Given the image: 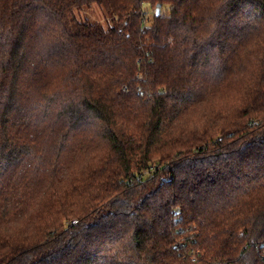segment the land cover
Returning <instances> with one entry per match:
<instances>
[{
	"label": "trees",
	"instance_id": "1",
	"mask_svg": "<svg viewBox=\"0 0 264 264\" xmlns=\"http://www.w3.org/2000/svg\"><path fill=\"white\" fill-rule=\"evenodd\" d=\"M79 131L102 147L62 175ZM263 242L264 0H0V264H264Z\"/></svg>",
	"mask_w": 264,
	"mask_h": 264
},
{
	"label": "rangeland",
	"instance_id": "2",
	"mask_svg": "<svg viewBox=\"0 0 264 264\" xmlns=\"http://www.w3.org/2000/svg\"><path fill=\"white\" fill-rule=\"evenodd\" d=\"M155 8L154 7H145L144 12H146V19H152L153 15L155 14ZM76 18L79 21L82 22H90L94 24H100V25H106L109 16L105 14L104 10L97 6H92L90 8H86L81 12L76 13ZM41 46V43H38L37 49ZM36 47V46H35ZM35 49V48H34ZM52 72V71H50ZM54 74V73H53ZM52 74V75H53ZM52 75H50L48 78H50ZM42 82L43 84H48L46 82ZM58 125H55V121L51 119L49 121V125H45V130H42L38 133V139L39 140H45L49 141L50 143L53 140V137H55L53 134L49 132L50 128L57 127ZM47 127L49 128L47 130ZM102 142L98 139L91 138L87 136L84 132L79 131L78 135L76 136L73 146L68 149L67 152H65L63 156L62 162H64V168H63V174L66 175L70 171L76 168H80L84 162H86L90 157L95 156L102 147Z\"/></svg>",
	"mask_w": 264,
	"mask_h": 264
},
{
	"label": "built area",
	"instance_id": "3",
	"mask_svg": "<svg viewBox=\"0 0 264 264\" xmlns=\"http://www.w3.org/2000/svg\"><path fill=\"white\" fill-rule=\"evenodd\" d=\"M143 15L146 16L147 15L146 12H143ZM145 24H147V22ZM153 172H154V168H151L150 171H146L143 175L139 176L137 178V180L138 181H144ZM178 212L179 211H177V213ZM260 249H261V259L264 261V242L260 245ZM192 262L193 263H197L198 262V259L196 257H193L192 258ZM212 264H235V263H231L229 261H219V260H217V261L213 262Z\"/></svg>",
	"mask_w": 264,
	"mask_h": 264
},
{
	"label": "water",
	"instance_id": "4",
	"mask_svg": "<svg viewBox=\"0 0 264 264\" xmlns=\"http://www.w3.org/2000/svg\"><path fill=\"white\" fill-rule=\"evenodd\" d=\"M160 8H161V6L157 7V16L160 14Z\"/></svg>",
	"mask_w": 264,
	"mask_h": 264
}]
</instances>
